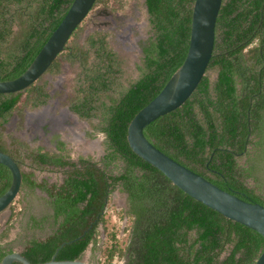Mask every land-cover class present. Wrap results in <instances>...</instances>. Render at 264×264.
<instances>
[{
    "label": "trees",
    "instance_id": "16d2710c",
    "mask_svg": "<svg viewBox=\"0 0 264 264\" xmlns=\"http://www.w3.org/2000/svg\"><path fill=\"white\" fill-rule=\"evenodd\" d=\"M71 1L0 0V80L25 70ZM122 1L96 0L90 11L96 6L118 10ZM193 1L144 0L152 34L142 46L137 77L126 84L123 60L105 33L81 41L86 17L47 68L55 74L63 60L77 64L68 106L80 119L96 120L91 126L104 137L99 160L72 159L60 140L50 151L10 134L9 149L0 137V149L21 169L20 191H43L53 210L52 232L30 240L22 252L30 262L54 254L55 259L84 260L88 245L99 239V226L105 238L98 264L118 259L123 264H253L263 249L260 233L190 197L136 155L126 138L130 119L185 57ZM41 79L21 91L0 93V126L18 106L37 108L46 102L49 93ZM143 132L157 148L217 186L264 205V0H222L205 74L182 105ZM27 161L38 170L63 169L64 177L60 183L37 181L32 170L23 169ZM10 182V170L0 163V194ZM114 189L126 195V204L116 225H109L105 209ZM11 208L0 241L19 214ZM6 253L0 250V259Z\"/></svg>",
    "mask_w": 264,
    "mask_h": 264
},
{
    "label": "rangeland",
    "instance_id": "374dc122",
    "mask_svg": "<svg viewBox=\"0 0 264 264\" xmlns=\"http://www.w3.org/2000/svg\"><path fill=\"white\" fill-rule=\"evenodd\" d=\"M81 41L90 34L105 33L112 48L118 52L123 60L122 82L133 80L137 77V65L142 55L141 47L152 34L148 21L144 0H123L118 10L104 9L96 6L92 9L83 23ZM78 71L77 64L62 61L60 71L55 74L45 73L40 81H44L49 100L44 106L29 108L18 106L13 112L8 123L0 126V137L6 141L7 148L11 149L9 135L25 141L30 147L54 149L55 140L61 139L65 143L68 154L74 159L78 155L88 156L99 160L104 153V137L93 130L91 122L67 114L69 98L75 91V77ZM214 73L210 72V78ZM54 122V126H53ZM29 162L23 166L25 171H33V178L46 183H60L64 177L63 169L45 167L38 170L30 167ZM248 186H253V181H246ZM46 194L39 189L34 191H19L15 201L0 214V231L9 223L12 208L19 211L11 221L7 237L1 240L11 243L15 249H21L28 238H42L51 233L54 225L49 215L50 207L46 202ZM126 204V195L114 189L111 198L106 204V216L109 225H116L118 211ZM38 219L37 223L32 220ZM34 222V223H33ZM125 220H122L124 225ZM99 239L90 243L84 251V260L98 264L101 259V247L105 238L102 227L99 226ZM121 232V236H122ZM123 259H118L115 264H123Z\"/></svg>",
    "mask_w": 264,
    "mask_h": 264
},
{
    "label": "water",
    "instance_id": "95a60500",
    "mask_svg": "<svg viewBox=\"0 0 264 264\" xmlns=\"http://www.w3.org/2000/svg\"><path fill=\"white\" fill-rule=\"evenodd\" d=\"M96 0H72L58 25L25 70L12 79L0 80V93L25 89L42 76L63 50L76 26L82 22ZM222 0H194L188 46L178 68L160 91L130 119L126 138L133 152L161 171L174 185L193 199L233 221L260 233L264 238V205L239 197L236 191L225 190L203 175L186 167L157 148L144 134V127L157 117L182 105L205 74L212 55L215 22ZM0 163L11 172L8 188L0 194V214L17 196L21 187V169L13 157L0 149ZM92 264L79 259H55L32 263L19 252L4 255L0 264ZM253 264H264V247Z\"/></svg>",
    "mask_w": 264,
    "mask_h": 264
},
{
    "label": "flooded vegetation",
    "instance_id": "af4514ba",
    "mask_svg": "<svg viewBox=\"0 0 264 264\" xmlns=\"http://www.w3.org/2000/svg\"><path fill=\"white\" fill-rule=\"evenodd\" d=\"M146 7V6H145ZM104 9H106V8H104ZM147 11V10H146ZM90 12V11H89ZM88 12V13H89ZM88 15V14H87ZM86 15V16H87ZM141 49H142V47H141ZM45 73H47V72H45ZM44 73V74H45ZM43 74V75H44ZM43 75H42V77H43ZM49 93V92H48ZM49 98H50V96L48 97V99L46 100V102L43 104V105H41V106H44L46 103H47V101L49 100ZM41 106H39V107H41ZM38 108V107H37ZM66 112H67V114H69L70 116H75V117H78L73 111H71L70 110V108H69V106H68V108L66 109ZM13 115V113L11 114V116ZM11 116L8 118V120L5 122V123H8L9 122V120H10V118H11ZM79 118V117H78ZM4 123V124H5ZM53 126H54V122H53ZM58 140H60V141H63V140H61V139H56L54 142H55V145H54V149H51V150H56L57 149V144H58ZM64 142V141H63ZM43 149H45V150H50V149H48V148H43ZM50 150V151H51ZM9 154V153H8ZM72 158V157H71ZM73 159V158H72ZM74 159H76V158H74ZM48 167H50V168H54V167H52V166H47V168ZM60 169V168H59ZM43 192V191H42ZM46 202L48 203V201H47V195H46ZM48 206H49V204H48ZM50 207V206H49ZM52 213H53V210H52V208L50 207V211H49V215H50V217H51V223L54 225V218H53V216H52ZM35 221V224L37 223V220L38 219H34ZM33 222V223H34ZM54 228V227H53ZM3 230V229H2ZM1 230V231H2ZM1 231H0V233H1ZM52 232V231H51ZM50 234V233H49ZM48 235V234H47ZM47 235H45L44 237H42V238H33V237H31V238H28V240L26 241V242H24V244H23V246L21 247V249H15L12 245H11V243H6L5 241H3V242H1L0 241V250H2V251H6V252H8V253H10V252H19V253H21L22 254V252L24 251V249H25V246L27 245V243L30 241V240H32V239H38V240H40V239H43V238H45ZM7 254V253H6ZM5 254V255H6ZM23 255V254H22ZM4 256V255H3ZM2 259V258H1ZM1 259H0V262H1Z\"/></svg>",
    "mask_w": 264,
    "mask_h": 264
}]
</instances>
